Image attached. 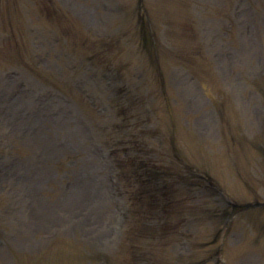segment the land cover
Listing matches in <instances>:
<instances>
[{
  "label": "rangeland",
  "instance_id": "1",
  "mask_svg": "<svg viewBox=\"0 0 264 264\" xmlns=\"http://www.w3.org/2000/svg\"><path fill=\"white\" fill-rule=\"evenodd\" d=\"M242 241L264 264V0H0V264Z\"/></svg>",
  "mask_w": 264,
  "mask_h": 264
},
{
  "label": "bare ground",
  "instance_id": "2",
  "mask_svg": "<svg viewBox=\"0 0 264 264\" xmlns=\"http://www.w3.org/2000/svg\"><path fill=\"white\" fill-rule=\"evenodd\" d=\"M108 189H109V185H108Z\"/></svg>",
  "mask_w": 264,
  "mask_h": 264
}]
</instances>
